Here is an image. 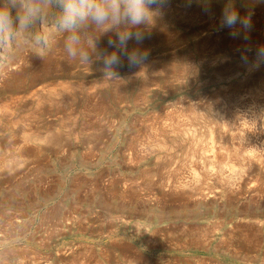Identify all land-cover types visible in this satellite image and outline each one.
Here are the masks:
<instances>
[{"label":"rangeland","instance_id":"1","mask_svg":"<svg viewBox=\"0 0 264 264\" xmlns=\"http://www.w3.org/2000/svg\"><path fill=\"white\" fill-rule=\"evenodd\" d=\"M246 4L247 42L218 3L171 0L116 81L62 38L0 59V264H264V65L237 51L264 44V4Z\"/></svg>","mask_w":264,"mask_h":264},{"label":"clouds","instance_id":"2","mask_svg":"<svg viewBox=\"0 0 264 264\" xmlns=\"http://www.w3.org/2000/svg\"><path fill=\"white\" fill-rule=\"evenodd\" d=\"M196 4L211 15L213 3L220 5L217 31L227 29L233 39H250L252 6L244 5L241 14L236 0H185V7ZM264 0H253V5ZM171 6V0H0V59L25 51L42 60L57 38L67 55L86 65L99 63L104 78L120 80L118 69L145 66L150 51L142 48ZM108 35L107 48L101 38ZM134 41L130 47L129 42ZM112 49L109 51L108 49ZM242 64L249 70L264 65V44L237 49ZM249 53H253L250 59Z\"/></svg>","mask_w":264,"mask_h":264},{"label":"bare ground","instance_id":"3","mask_svg":"<svg viewBox=\"0 0 264 264\" xmlns=\"http://www.w3.org/2000/svg\"><path fill=\"white\" fill-rule=\"evenodd\" d=\"M214 4V3H213ZM203 32V31H202ZM217 57V56H216ZM214 59H216L215 57H214ZM221 59V58H220ZM203 61V60H202ZM216 61V60H215ZM214 61V62H215ZM201 62V61H200ZM213 61H211V63H214ZM210 63V62H209ZM242 64V63H241ZM201 65V64H200ZM221 65V64H220ZM45 87L43 86V88L42 89H44ZM46 91V90H45ZM49 93H50V91L49 90H47ZM211 124V123H210ZM30 134V133H29ZM209 135V134H208ZM29 136V135H28ZM209 137H210V135H209ZM211 138V137H210ZM207 140V139H206ZM206 145V144H205ZM205 148V147H204ZM210 150V149H209ZM225 150V149H224ZM225 157V156H224ZM216 158V157H215ZM225 160V159H224ZM230 160V159H229ZM225 163V162H224ZM227 163V162H226ZM228 164V163H227ZM234 164V163H233ZM223 165V164H222ZM232 165V164H231ZM233 168V167H232ZM234 170V169H233ZM213 173V172H212ZM211 173V174H212ZM202 181V180H201ZM202 184V183H201ZM199 186H201V185H199ZM198 189V188H197Z\"/></svg>","mask_w":264,"mask_h":264}]
</instances>
